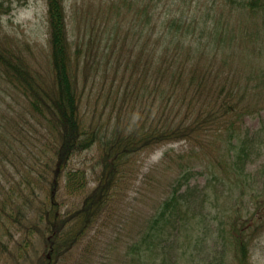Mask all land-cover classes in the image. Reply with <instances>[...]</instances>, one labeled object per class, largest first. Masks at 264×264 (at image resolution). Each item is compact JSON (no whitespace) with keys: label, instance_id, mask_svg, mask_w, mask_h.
<instances>
[{"label":"trees","instance_id":"16d2710c","mask_svg":"<svg viewBox=\"0 0 264 264\" xmlns=\"http://www.w3.org/2000/svg\"><path fill=\"white\" fill-rule=\"evenodd\" d=\"M47 3L49 81L38 74L19 48L7 45L0 37V78L24 95L32 114L55 140L54 159L46 163L52 164L53 180L50 187L44 182L41 188L45 201L39 218L47 226L38 264L69 260L75 245L89 236L113 202L124 166L134 154L181 140L224 151L210 159L207 153L180 156L181 172L169 193L165 192L148 217L139 220L141 227L135 233L127 238L124 233L120 245L109 248H118L116 253L110 250L96 257V242L91 239L75 264H177L182 256L199 264H253V238L264 231V199L249 216L244 215L242 199L250 185L248 161L264 147V118L254 133L245 130L242 123L246 115L264 104V0H130L138 8L137 22L152 24L153 33H157V37L152 36L150 50L155 74L153 84H146L144 78L121 81L139 85L140 93L168 94L170 101L164 112H169L164 119L159 116V123L146 132L139 129L124 134L115 129L110 135L101 133L100 123L87 121L74 67L80 58L94 61L92 57H98L102 48L109 51L104 54V63L111 69L117 60L110 55L114 47L83 32L88 8L79 0ZM119 101L126 105L127 97L114 99L112 107H121ZM96 142L102 147L97 185L62 215L56 200L60 180L64 177L68 194L82 195L89 185L86 173L68 170V163ZM198 157L204 162L201 170L194 169L197 164L192 162ZM199 173H207L208 182L190 185ZM237 188L240 193L235 197ZM248 191L255 193L251 196L257 194L256 190ZM7 206L6 202L0 204L3 226L7 214L19 220L7 212ZM21 215L18 210V217ZM208 222L210 226L205 227ZM29 228V232L37 229L34 225ZM208 234L223 244L210 241Z\"/></svg>","mask_w":264,"mask_h":264},{"label":"rangeland","instance_id":"374dc122","mask_svg":"<svg viewBox=\"0 0 264 264\" xmlns=\"http://www.w3.org/2000/svg\"><path fill=\"white\" fill-rule=\"evenodd\" d=\"M79 2L88 8L86 29L83 23V32L93 35L97 41L112 44L114 51L110 55L117 58L111 69L105 68L104 54L109 52L107 49H99L98 57H92L94 61L80 58L76 63V57L74 59V74L82 90V109L87 121L100 123L101 133L106 135L115 129L124 134L139 129L146 132L159 123V116L166 118L169 111L164 112V107L170 101L167 100L168 94L140 93L143 90L139 85H129L121 79L144 78L146 84L154 83L155 69L150 50L152 36L157 37V33H153L152 24L144 20L137 22L138 8L130 4V0ZM50 29L47 0H0V37L7 45L19 48L46 81L50 80L51 71ZM125 96L126 105L119 101L121 107H112L114 99H123ZM263 118L264 104L246 115L242 126L254 133L262 126ZM262 137L264 139V134ZM54 148V137L32 114L24 95L0 78V204L8 203L7 212L14 213L20 220L10 219L7 214L6 225L0 224V264H38L43 254L47 222L39 218L43 209L42 201H45V193L41 188L44 182V186L50 187L53 180L52 164L47 166L46 163L54 159ZM222 150L181 140L161 143L134 154L124 166L113 202L104 209L100 222L89 236L75 245L72 256L64 264H75L91 239L96 242L93 251L96 257L101 258L110 250L116 253L118 248H109L118 247L124 233L126 238L135 233L141 227L139 220L143 216L148 217L166 196L165 192L169 193L181 172L178 164L180 156L186 157L191 153L204 156L200 153H207L206 158L210 159L218 157L216 153H223ZM101 154L100 142H96L91 149L77 152L69 161L67 169L85 171L89 185L82 195H70L65 190L64 177L61 178L56 200L62 215L96 187L102 171ZM192 162L197 164L194 169L204 168L200 157ZM263 166L264 147L248 161L246 168L250 178L246 197L242 199L246 216L254 212L258 202L264 199ZM41 174L42 177L38 178ZM209 178L207 173H199L191 179L190 185H205ZM42 179L44 181L38 184ZM248 190H256L257 194L251 196L255 193ZM239 193L240 188H237L235 197ZM18 210L22 214L20 218ZM31 225L37 227L34 232L33 229L29 232ZM209 226L208 222L205 227ZM207 236L211 238L210 241L223 244L222 240L216 237L212 239L209 234ZM253 241L252 262L264 264V231L254 236ZM124 249L125 246L122 247ZM184 258L182 256L177 264H199V261Z\"/></svg>","mask_w":264,"mask_h":264}]
</instances>
